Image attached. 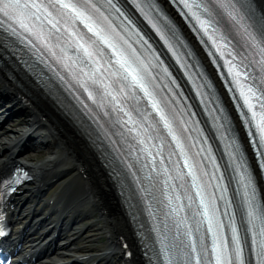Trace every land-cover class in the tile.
Wrapping results in <instances>:
<instances>
[{"label":"bare ground","instance_id":"1","mask_svg":"<svg viewBox=\"0 0 264 264\" xmlns=\"http://www.w3.org/2000/svg\"><path fill=\"white\" fill-rule=\"evenodd\" d=\"M261 2L264 4V0ZM1 82L0 77V84ZM5 96L14 97L13 93L5 90L0 95V100ZM43 105L45 104L40 102L26 107L30 109V118L20 127H18L20 122L13 124L10 128L7 126L15 117L12 110L0 122V133H2L0 153L3 151L2 156L0 155V168H4L9 163L24 160L35 172L37 183L40 179L71 175L63 182L60 192L56 194V200H64L63 206L59 208V215L55 220L50 219L47 225L49 227L56 222V226L61 222L64 228L60 242L65 243V247H60L58 252L47 256L48 262L42 258L39 259L38 264H56L84 253H95L101 256L105 264H120L122 261L114 258V255L120 252V247L114 241L118 235L127 232V223L119 215L112 186L103 178L102 171L94 162V156L87 150L86 141L75 136L60 118L51 115L53 117L47 119L48 123H40L37 126L39 123L37 117L42 114ZM39 128L43 130L37 132ZM37 139L39 141H36ZM16 145L19 148L12 150ZM26 145H29L28 148L42 145L44 149H47L46 158L35 161V158L31 156L24 157V152L28 150ZM5 154L8 155L4 157ZM83 173L87 176L84 177ZM30 191L34 196L42 195L39 188L32 187ZM24 201L20 216L23 215L29 199ZM54 204L55 202L53 204L49 202L44 204L43 208H50ZM97 211H100V216L104 218L102 222L101 219H94ZM44 213L46 212L35 216L41 217ZM85 219L89 222L82 223ZM102 233L107 234L108 240L104 242V245L96 244ZM131 264L136 262L133 261Z\"/></svg>","mask_w":264,"mask_h":264},{"label":"snow or ice","instance_id":"2","mask_svg":"<svg viewBox=\"0 0 264 264\" xmlns=\"http://www.w3.org/2000/svg\"><path fill=\"white\" fill-rule=\"evenodd\" d=\"M110 2V0H109ZM90 5V0H85V7L81 8L77 5L64 3V0H48V5H44L43 3H37L36 0H0V13H3L5 16L9 17L10 19H15L19 26L23 28L25 31H30L28 28V25L24 23V20L22 17H27L31 15L36 20L40 19V16L37 15L38 12H40L41 9H43L44 13H46L45 19H47L48 24L52 26L53 29L56 30L58 33L60 29L57 27L61 23V21H64V23H67V19L65 17L68 16V12H71L76 20L81 21L82 23H85V27H87L89 32H93L94 35L97 37L100 36V32L96 31L92 23H86L85 21H89L91 18L88 15L87 7ZM49 6L51 10H49ZM90 7L96 11L98 9H95V5H90ZM35 9V11H32ZM63 10H68L67 12ZM55 13V14H54ZM71 17H69L70 19ZM233 20H236L237 23L241 25V27L244 28V30L248 33L249 36L252 37V39H255V36L252 34V29L254 26L259 25L260 30L264 31V15H262L259 19L255 17V15L251 12L247 14H241L239 17L233 15ZM199 19V17H197ZM201 27L204 28L205 31H207V28L211 26V22L209 20H200ZM11 32L13 35H16V29L12 28ZM102 39V38H101ZM103 43H107L106 40L102 39ZM94 43V42H93ZM111 47V45H109ZM80 48L83 49L84 53L88 56H91L92 53L89 52V49L85 47L83 44L80 45ZM127 71V69H125ZM127 79V77H125ZM133 82L137 84L142 90H144L145 95H150L146 89H144V85L140 82L139 79H137L136 76L132 77ZM249 91L252 92L251 87L249 88ZM91 96V93H89ZM252 95L255 96L256 93L252 92ZM115 99V97H113ZM152 108L155 109L158 113H162V110H160L157 107L156 102L153 100L152 102ZM123 111V109H120ZM126 116H128L129 120L131 119V116L128 113H125ZM160 121L163 123V126L165 129H167L168 134L172 136L173 141H175L177 147L182 149V145L179 142L178 137H176L175 133L172 130V126L168 118L160 114ZM126 123V122H125ZM248 217L249 222L252 223L256 219V215L254 210L251 207V201L249 200V210H248ZM232 238H231V250L232 255L230 256L227 252L229 248V243H226L224 241H221L220 244L213 245L212 251L215 254L214 264H244L243 257H242V247L240 245V239L237 234V231L235 227L232 228ZM195 251V249H193ZM258 256L261 257V260L264 261V245H262L261 252L258 253ZM234 257V260H233ZM197 264H199V261H197Z\"/></svg>","mask_w":264,"mask_h":264},{"label":"rangeland","instance_id":"3","mask_svg":"<svg viewBox=\"0 0 264 264\" xmlns=\"http://www.w3.org/2000/svg\"><path fill=\"white\" fill-rule=\"evenodd\" d=\"M260 1V3L264 6V4L261 2V0H259ZM2 92V89L0 88V93ZM15 108H17V106H14ZM47 108H48V106H47ZM46 109V108H45ZM45 109L43 108V110L42 111H45ZM50 109V108H49ZM4 109L2 108V107H0V122H1V120H2V118L3 117H5V113H3L2 111H3ZM52 111V110H51ZM53 112V111H52ZM25 114V115H24ZM24 114L22 115V114H18V115H16L15 117H14V119L12 120V121H10V123L9 124H7V126L10 128V126H12L13 124H17V123H21L18 127H20L21 125H24V121L25 120H27L28 118H30V116L29 115H27L28 114V110H25V112H24ZM53 115H55V116H57L54 112H53ZM50 117V116H49ZM62 120V119H61ZM62 122L64 123V121L62 120ZM66 124V123H65ZM43 129L42 128H39V129H37V132H40V131H42ZM74 135L75 136H78V135H76L75 133H74ZM0 136H2V133H0ZM46 150L47 149H44L43 147H42V145H39L38 147L36 146V147H33L32 149H29V150H27L25 153H24V157H29V156H31V157H33V158H35V161H40L41 159H44V158H46ZM88 150V149H87ZM89 151V150H88ZM90 152V151H89ZM23 163H25V161L24 160H21ZM94 161H95V159H94ZM26 164V163H25ZM103 178H104V176H103ZM54 189L52 190V192L50 193V194H52V193H54L55 191H57L58 189H59V187H61L60 186V182L59 181H57L56 183H54ZM119 209V208H118ZM120 211V210H119ZM100 211H97V213H96V215H95V217H94V219H101V222L104 220V218H103V216H100ZM120 214H121V212H120ZM119 214V215H120ZM121 216H122V214H121ZM123 217V216H122ZM84 222H89V220H83L82 221V223H84ZM82 226V225H81ZM103 235V236H102ZM106 234L105 233H102L101 234V236L102 237H100L99 239H98V242L96 243V244H101V245H104V242H106L107 240H108V238L105 236ZM126 235H128V233L126 234ZM115 258H116V255L114 256Z\"/></svg>","mask_w":264,"mask_h":264}]
</instances>
